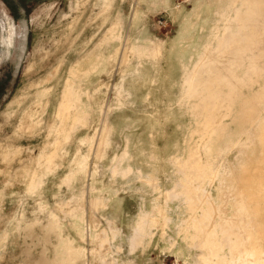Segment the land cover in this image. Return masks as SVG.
Returning <instances> with one entry per match:
<instances>
[{"label": "rangeland", "instance_id": "obj_1", "mask_svg": "<svg viewBox=\"0 0 264 264\" xmlns=\"http://www.w3.org/2000/svg\"><path fill=\"white\" fill-rule=\"evenodd\" d=\"M0 264H264V0H0Z\"/></svg>", "mask_w": 264, "mask_h": 264}, {"label": "bare ground", "instance_id": "obj_2", "mask_svg": "<svg viewBox=\"0 0 264 264\" xmlns=\"http://www.w3.org/2000/svg\"><path fill=\"white\" fill-rule=\"evenodd\" d=\"M253 2V1H252ZM224 12V11H223ZM224 18V17H223ZM220 19V18H219ZM217 20H218V18H217ZM218 25V24H217Z\"/></svg>", "mask_w": 264, "mask_h": 264}]
</instances>
